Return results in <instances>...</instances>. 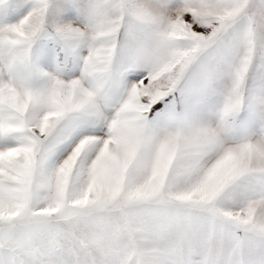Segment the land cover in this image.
Instances as JSON below:
<instances>
[{"label":"snow or ice","instance_id":"1","mask_svg":"<svg viewBox=\"0 0 264 264\" xmlns=\"http://www.w3.org/2000/svg\"><path fill=\"white\" fill-rule=\"evenodd\" d=\"M0 264H264V0H0Z\"/></svg>","mask_w":264,"mask_h":264}]
</instances>
